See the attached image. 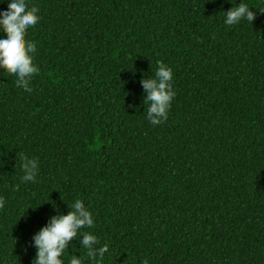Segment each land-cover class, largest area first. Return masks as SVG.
Listing matches in <instances>:
<instances>
[{
	"label": "trees",
	"instance_id": "trees-1",
	"mask_svg": "<svg viewBox=\"0 0 264 264\" xmlns=\"http://www.w3.org/2000/svg\"><path fill=\"white\" fill-rule=\"evenodd\" d=\"M239 2L31 0V91L0 68V264H31L76 199L109 251L88 260L78 235L65 264H264V0L226 26ZM159 62L176 95L152 125L140 81Z\"/></svg>",
	"mask_w": 264,
	"mask_h": 264
},
{
	"label": "clouds",
	"instance_id": "clouds-1",
	"mask_svg": "<svg viewBox=\"0 0 264 264\" xmlns=\"http://www.w3.org/2000/svg\"><path fill=\"white\" fill-rule=\"evenodd\" d=\"M6 8L0 10V68L4 73L15 74L16 86L30 92L29 84L33 75L39 69L34 63L37 52L36 44L26 39L30 27L38 24L41 17L40 9L31 0H0ZM230 3V2H229ZM244 0H240L235 7L224 12L226 26L238 25L241 21L252 22L256 13L251 11ZM142 88L146 92L145 102L148 103L147 119L152 125H158L168 118L172 100L176 95L173 85V70L163 62H159L154 76L141 79ZM23 170L22 181L35 182L38 175V161L26 155L20 157ZM5 200L0 197V208ZM94 218L90 209L80 199H76L67 214L51 216L46 225L41 227L31 237V246L35 248V256L31 264H65L64 253L69 243L78 235L80 246L86 249L88 260H103L109 251L108 245L99 246V239L90 232H81L84 228H92ZM69 264H85L81 256L73 255ZM144 264H148L145 260Z\"/></svg>",
	"mask_w": 264,
	"mask_h": 264
}]
</instances>
